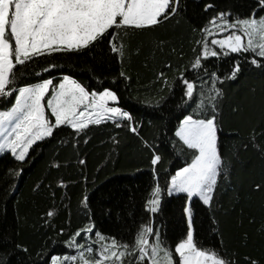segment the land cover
<instances>
[{
	"label": "trees",
	"instance_id": "16d2710c",
	"mask_svg": "<svg viewBox=\"0 0 264 264\" xmlns=\"http://www.w3.org/2000/svg\"><path fill=\"white\" fill-rule=\"evenodd\" d=\"M209 2L182 0L178 16L131 39L130 54L123 63L110 52L105 40L77 52L38 58L26 71L18 67V72L24 71L21 83L36 82L33 74L50 60L63 70H54L53 76L71 74L89 90L109 87L120 98L118 106L129 111L139 127L137 135L129 131L126 121H117L120 127L109 121L90 125L77 135L62 125L51 137L37 141L23 163L9 152L0 155V264H50L51 255L75 254L65 241L89 223V218L96 230L126 242H131L139 225L150 219L173 249L184 237V194H164L154 217L144 210L157 181L150 165V150L142 141L154 145L163 156L157 171L158 182L164 187L169 175L186 159L178 150L175 127L195 106H189L182 97V85L173 77L193 57V38H199V33L192 29L202 27L213 14L204 11ZM215 3L217 10H230L239 16L255 7V0ZM156 40L165 42L162 50L154 47ZM237 61L241 70L236 78L218 84L223 91L219 135L227 173L218 180L211 208L193 198V227L202 246L218 250L232 264H249L250 260L264 264V188L255 187L264 185V151L248 139L255 128L256 144L264 147V136L260 135L264 132V67L252 65L250 54L233 53L209 58L205 68L225 76ZM169 62L172 67L163 69ZM162 69L172 82L171 90L157 77ZM121 71L128 79L119 75ZM186 75L196 79L198 85L200 79L207 80L199 70L189 68ZM42 76L47 78L48 74ZM14 102V96L0 97V108H10ZM80 160L85 163L81 165ZM56 163L59 168L53 166ZM85 195L87 208L80 203ZM53 209L56 214L47 217L45 214Z\"/></svg>",
	"mask_w": 264,
	"mask_h": 264
},
{
	"label": "snow or ice",
	"instance_id": "6c2138e0",
	"mask_svg": "<svg viewBox=\"0 0 264 264\" xmlns=\"http://www.w3.org/2000/svg\"><path fill=\"white\" fill-rule=\"evenodd\" d=\"M181 6L182 0H0V97L14 96L15 100L10 110L0 111V153L10 152L16 161L23 163L37 141L51 137L54 129L62 125L79 135L90 125L123 120L129 131L138 135L135 118L118 106L120 98L109 87L89 90L71 74L53 76L54 70H63L50 60H45L47 66L33 74L36 82L21 83V77L28 65L38 58L77 52L105 40L110 52L123 63L126 54H130V41L135 35L152 32L175 18ZM204 11L213 14L202 27L192 29L193 33H199V38H193V57L188 66L178 68L177 76L173 77L182 85V97L190 102L189 106H195L182 115L175 127L178 150L186 159L183 166L169 175L164 187L158 182L157 171L163 156L154 145L142 141L150 150V165L157 181L144 210L154 217L164 194H184L186 234L173 249L154 227V219H150L139 225L131 242H126L96 230L89 218V223L65 241L75 254L51 255L50 264H232L218 250L202 246L195 238L191 202L198 198L211 208L218 180L227 173L219 135L223 91L218 84L225 79H235L241 66L237 61L228 75L221 76L206 69L205 63L209 58L247 53L252 65L264 67V0H255V7L244 16L234 15L230 10H217L215 0L206 3ZM164 44L156 40L154 47L162 50ZM18 67L24 71L18 72ZM171 67L170 62L163 65V69ZM189 68L202 71L207 80L200 79L198 85L196 79L186 75ZM163 69L157 77L171 90L172 82ZM43 73L48 77L43 78ZM119 75L128 79L124 71ZM116 126L121 125L116 123ZM260 135L264 136V132ZM256 138L253 128L249 142L264 151V147L256 144ZM243 146L247 148L248 144ZM79 163L83 165L85 161ZM53 166L60 167L58 163ZM59 183L63 186L64 182ZM255 187L260 190L264 185ZM80 203L88 207L87 195ZM55 214L53 209L45 215L53 217ZM63 232L61 228L60 233ZM249 264L258 262L250 260Z\"/></svg>",
	"mask_w": 264,
	"mask_h": 264
},
{
	"label": "rangeland",
	"instance_id": "374dc122",
	"mask_svg": "<svg viewBox=\"0 0 264 264\" xmlns=\"http://www.w3.org/2000/svg\"><path fill=\"white\" fill-rule=\"evenodd\" d=\"M11 108V107H10ZM10 108H7V109H2V108H0V111H7V110H10ZM5 153H7V152H5ZM10 153V152H9ZM2 154H4V153H0V155H2ZM173 195H175V194H173Z\"/></svg>",
	"mask_w": 264,
	"mask_h": 264
}]
</instances>
